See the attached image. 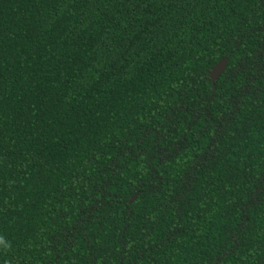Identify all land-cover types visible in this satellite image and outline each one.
Wrapping results in <instances>:
<instances>
[{
	"label": "trees",
	"instance_id": "1",
	"mask_svg": "<svg viewBox=\"0 0 264 264\" xmlns=\"http://www.w3.org/2000/svg\"><path fill=\"white\" fill-rule=\"evenodd\" d=\"M0 264H264V0H0Z\"/></svg>",
	"mask_w": 264,
	"mask_h": 264
},
{
	"label": "water",
	"instance_id": "2",
	"mask_svg": "<svg viewBox=\"0 0 264 264\" xmlns=\"http://www.w3.org/2000/svg\"><path fill=\"white\" fill-rule=\"evenodd\" d=\"M227 57L222 58L216 65L215 67L211 70L210 72V76L212 78L213 81H215L220 74L226 69L227 67ZM137 195V194H136ZM135 195V196H136ZM135 196L131 199V201L134 200Z\"/></svg>",
	"mask_w": 264,
	"mask_h": 264
}]
</instances>
